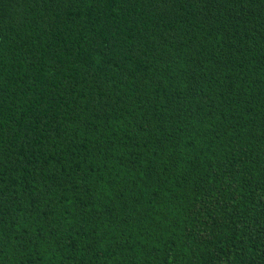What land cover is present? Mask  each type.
Returning a JSON list of instances; mask_svg holds the SVG:
<instances>
[{
  "label": "trees",
  "instance_id": "obj_1",
  "mask_svg": "<svg viewBox=\"0 0 264 264\" xmlns=\"http://www.w3.org/2000/svg\"><path fill=\"white\" fill-rule=\"evenodd\" d=\"M0 264H264V0H0Z\"/></svg>",
  "mask_w": 264,
  "mask_h": 264
}]
</instances>
